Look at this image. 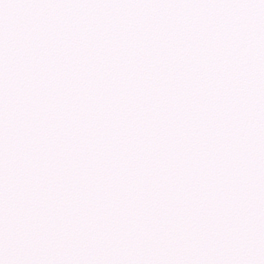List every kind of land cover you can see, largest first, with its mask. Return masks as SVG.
Returning <instances> with one entry per match:
<instances>
[{"label":"snow or ice","instance_id":"6c2138e0","mask_svg":"<svg viewBox=\"0 0 264 264\" xmlns=\"http://www.w3.org/2000/svg\"><path fill=\"white\" fill-rule=\"evenodd\" d=\"M0 264H264V0H0Z\"/></svg>","mask_w":264,"mask_h":264}]
</instances>
